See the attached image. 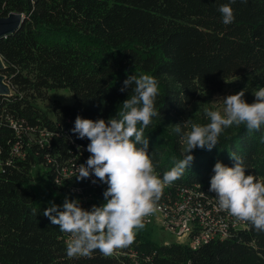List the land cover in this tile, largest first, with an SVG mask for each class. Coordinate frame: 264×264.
I'll use <instances>...</instances> for the list:
<instances>
[{
    "label": "trees",
    "instance_id": "1",
    "mask_svg": "<svg viewBox=\"0 0 264 264\" xmlns=\"http://www.w3.org/2000/svg\"><path fill=\"white\" fill-rule=\"evenodd\" d=\"M229 2L0 0V17L24 16L16 31L0 38V73L11 91L0 96V264H264V232L248 223L225 240L195 249L158 245L136 233L130 246L111 256L96 251L69 258L68 234L41 214L50 203L37 201L26 184L32 168L40 165L51 184L71 199L69 189L80 187L96 203L104 202L106 184L88 186L60 172L90 156V141L71 131L76 117L115 116L131 92L120 89L133 74L158 80L160 115L145 129V138L162 178L185 155L181 137L189 128L184 125L189 107L209 103L232 77L264 72V0H236L235 20L225 25L218 8ZM54 89H68L73 103L53 101L49 115L38 102L47 101ZM230 153L243 157L248 174L264 180V126L249 133L245 125H233L213 150L193 151L190 168L164 186L160 200L182 188L212 195L214 165L234 166Z\"/></svg>",
    "mask_w": 264,
    "mask_h": 264
},
{
    "label": "clouds",
    "instance_id": "2",
    "mask_svg": "<svg viewBox=\"0 0 264 264\" xmlns=\"http://www.w3.org/2000/svg\"><path fill=\"white\" fill-rule=\"evenodd\" d=\"M235 2L230 0L218 8L225 25L235 20ZM129 89L115 116L92 120L78 115L71 129L78 139L90 141V156L77 166L76 179L84 181L94 176L93 184H106L104 202L85 209L79 199L65 197L62 205L50 202L41 213L51 225L68 234L65 251L69 258L91 257L96 251L111 256L116 249L130 246L136 233L145 227V217L156 210L164 186L180 179L190 168L195 149L213 150L224 129L233 125H245L249 133L264 126V87L253 92L252 103L245 99L244 90L223 97V113L204 109L209 123L184 122L185 128L191 125L181 137L185 155L161 178L155 172L149 139L145 138V129L160 115L156 109L158 80L148 74L129 75L120 91ZM177 131L181 129L177 127ZM230 157L234 166L220 161L214 165L209 191L217 197L222 211L264 232V180L248 174L243 157L234 153Z\"/></svg>",
    "mask_w": 264,
    "mask_h": 264
},
{
    "label": "built area",
    "instance_id": "3",
    "mask_svg": "<svg viewBox=\"0 0 264 264\" xmlns=\"http://www.w3.org/2000/svg\"><path fill=\"white\" fill-rule=\"evenodd\" d=\"M49 137L44 132L43 138ZM79 162L61 169L62 178H75L78 175ZM94 179V176L92 177ZM92 179H85L88 186L94 187ZM79 181V180H78ZM59 179L55 185H59ZM103 185V184H102ZM70 193L79 199L85 209L92 207V194H84L80 187L70 188ZM145 226L155 224L176 236L178 244L195 249L213 240H225L239 230L247 228V223L236 221L231 215L218 207L215 194L207 195L193 188L179 189L175 196L169 195L156 203L153 214L144 219ZM69 239V237H68Z\"/></svg>",
    "mask_w": 264,
    "mask_h": 264
},
{
    "label": "rangeland",
    "instance_id": "4",
    "mask_svg": "<svg viewBox=\"0 0 264 264\" xmlns=\"http://www.w3.org/2000/svg\"><path fill=\"white\" fill-rule=\"evenodd\" d=\"M260 87H264V72L257 73L247 71L241 75L228 79L223 89L216 94L213 99L206 104L194 103L189 107L186 121L188 119L191 122L199 124H207L210 121L204 113V109L207 107L212 110H219L223 113L224 103L223 97L230 94H236L239 91H245V99L252 103L255 101L253 92L258 90ZM53 101L60 103L61 105H71L73 103L72 94L68 89H54L48 91V100L45 102H38V106L42 108L46 113L49 104ZM49 114V113H48ZM50 115V114H49ZM190 129V124L188 125ZM186 145L181 142V152H185ZM29 185L36 196V200L43 203L54 202L58 205H62L65 197L68 195L65 192H61L56 186L52 185L49 181L46 169L43 166L36 165L31 170V178L27 180ZM91 205H100L95 201L91 200ZM137 233L143 234L150 241L158 245H168L172 243H178L175 235L167 232L158 225L151 224L145 226L142 230Z\"/></svg>",
    "mask_w": 264,
    "mask_h": 264
},
{
    "label": "water",
    "instance_id": "5",
    "mask_svg": "<svg viewBox=\"0 0 264 264\" xmlns=\"http://www.w3.org/2000/svg\"><path fill=\"white\" fill-rule=\"evenodd\" d=\"M24 20L21 13H10L6 17H0V38L12 34L16 31ZM4 68L3 61L0 57V72ZM11 93L4 76L0 73V96H7Z\"/></svg>",
    "mask_w": 264,
    "mask_h": 264
}]
</instances>
